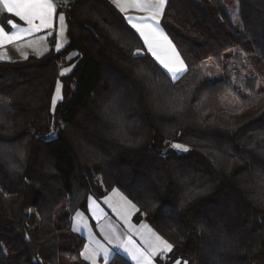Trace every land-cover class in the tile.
Returning <instances> with one entry per match:
<instances>
[{
  "label": "trees",
  "instance_id": "16d2710c",
  "mask_svg": "<svg viewBox=\"0 0 264 264\" xmlns=\"http://www.w3.org/2000/svg\"><path fill=\"white\" fill-rule=\"evenodd\" d=\"M73 4L61 51L0 61V264H91L73 217L115 188L173 244L166 264H264V0H238L241 30L226 0H170L178 80L110 0ZM175 143L189 151L163 157Z\"/></svg>",
  "mask_w": 264,
  "mask_h": 264
},
{
  "label": "snow or ice",
  "instance_id": "6c2138e0",
  "mask_svg": "<svg viewBox=\"0 0 264 264\" xmlns=\"http://www.w3.org/2000/svg\"><path fill=\"white\" fill-rule=\"evenodd\" d=\"M74 2V0H73ZM121 12H126L127 8L122 6V0H112ZM170 0H130V3L134 5L139 11L146 12L147 15L141 17H126L131 28L139 34L142 38L144 46L147 48L148 53L159 63L171 76L173 80L182 78L188 70V66L185 64L184 59L181 57L177 46L169 35L163 30L161 26V18L165 13L166 5ZM0 6L4 12L17 17L20 21L24 22L27 27H21L20 24L15 23L9 19L5 24H0V48H3L6 44H13L17 41L24 39L26 36H32L36 33H40L44 30H50L47 36L40 37L42 41H46L48 36L56 34V51H61L64 46L63 36L66 30L65 14L61 11L57 14V4L54 0H0ZM58 19V32L54 27V20ZM10 26V27H9ZM6 28L8 30H6ZM33 41H29L31 46ZM141 50L137 49V54H140ZM43 55V53H41ZM25 58H27L25 56ZM3 59V54H0V60ZM70 59V57H69ZM75 65L67 68H62L59 75L64 77L71 73ZM62 88L60 80H57L55 86V93L52 96L51 105L55 110L58 100H62ZM172 148L182 152H188L189 148L183 144H173ZM113 196H119L122 204L121 208H130L132 211L139 212L136 204L129 200L126 196H123L117 189H113ZM105 203H111V197L105 198ZM94 201L91 197L88 198V205L86 211L92 214L93 218L99 219L97 215L98 205L93 207ZM114 206V210H115ZM131 212L125 214L121 211V218L125 223H129V230L135 229L136 225H132L129 222ZM87 217L84 212L77 211L73 217L74 221H78L83 224L85 229L91 231L90 226L87 224ZM99 227V225H97ZM140 228L145 229L140 233L142 237V244L137 245L132 239L131 235H128L126 241H121L120 236H115L117 241L115 247L122 249L125 253L130 255L136 264H156L157 260L166 261L168 254L173 252V244L159 236L147 225L141 223ZM76 230V225H74ZM138 231V230H137ZM108 244H113V237L103 233ZM92 243L94 247H90L89 244L84 245V251L80 255L91 264H97V257L102 254V259L105 264H108L110 259V250L105 247L99 241L95 240L93 235ZM39 264V262H37ZM175 264H188L187 260L176 259Z\"/></svg>",
  "mask_w": 264,
  "mask_h": 264
},
{
  "label": "rangeland",
  "instance_id": "374dc122",
  "mask_svg": "<svg viewBox=\"0 0 264 264\" xmlns=\"http://www.w3.org/2000/svg\"><path fill=\"white\" fill-rule=\"evenodd\" d=\"M226 4H227V7H228L230 13L232 14L235 22H236L237 28L239 30H241L242 29V24H241V21H240V18H239L238 0H226ZM65 25H66V30H65L64 36L62 38L63 41H64L63 48L68 43V35H67L68 24H67V20L66 19H65ZM202 65H203L205 71L207 72L208 76L212 80L215 81V80H218V79L221 78V76L223 74L222 70L219 67V65L213 59H205V60H203L202 61ZM67 67H70V66L69 65L63 66L62 68H67ZM61 69H60V71H61ZM58 80H60L61 84L63 85L61 79H58ZM55 86H56V84H55ZM54 93H55V88H54L53 95H54ZM62 96L64 98L63 88H62ZM223 100H224L226 106L229 109H231V110H238L241 107L240 100L238 99V97L233 92L226 93L223 96ZM59 101H61V100H58V102ZM58 102H57V104H58ZM115 189H117V188H115ZM0 190H1V188H0ZM112 192H113V190L108 192V194L102 198V202L104 203L106 209H108L110 214H111L110 218H108L105 222H102V223H100L99 221H97L96 223L95 222L93 223L92 219L88 216L89 214H86L84 212L85 217L88 218L86 222L90 226L91 231H89L88 229H85L83 227L82 223H79L78 221H74V220H73V229H74V225H76V230L75 231L77 233L83 235L86 238V244H89L90 247H94L95 246V244L92 243V237L94 235L95 240L99 241L105 247L109 248V250H110V258L115 254V252H120V253H123L128 258H130L132 260V262L134 264H136V261L133 260L130 255L125 253L122 249H120L118 247H115V245L117 243V241L114 238L115 236L118 235V236H120L121 241H126L128 235H131L132 239L136 242V244L137 245H141L142 244V237H141L140 233L144 232L145 229L140 228V225H141V223H143V224L147 225L149 228H151L154 232H156L159 236H161L162 238H164V237L161 234H159V232L157 230H155L146 221L137 222L135 220V215H136L137 212L132 211L130 208H126V207L125 208H121L120 205L122 204V202L120 201V197L119 196H113ZM118 192L120 194H122L123 196H126L120 190H118ZM106 197H111V203L110 204L109 203H105V198ZM114 206H116L115 210H114ZM137 208H138V206H137ZM29 211H30V213H35V209L34 208L30 209ZM121 211H124L125 214L127 212H131L132 213L131 216L129 217V222L132 225H136L135 229H131V231L129 230V223H125V221L121 218V215H120ZM98 224H99V227H96ZM101 229H103V233L104 234H107V235L113 237V244H108L107 240L105 239V235L101 234ZM83 251H84V249L82 250V252ZM97 264H105V261L102 259V254L97 257ZM156 264H158L157 261H156Z\"/></svg>",
  "mask_w": 264,
  "mask_h": 264
},
{
  "label": "crops",
  "instance_id": "0c3cea01",
  "mask_svg": "<svg viewBox=\"0 0 264 264\" xmlns=\"http://www.w3.org/2000/svg\"><path fill=\"white\" fill-rule=\"evenodd\" d=\"M110 1L112 2V0H110ZM122 6L127 8L126 12H122L125 15V17L136 18V17H141V16L147 15L146 12L139 11L134 5H132L130 3V0H122ZM2 13H6V12H4L2 9V6H0V24H3L1 21ZM59 13L60 12L57 9V14H59ZM9 15H10L9 19L13 20L17 24H20L21 27H27V25H25L24 22L20 21L17 17H15L11 14H9ZM163 16H162V18H163ZM162 18H161V26H162L163 30L165 31V29L162 25ZM58 25H59L58 19L54 20V27L56 28L57 32H58ZM6 30H8V29L6 28ZM48 31H50V30H44V31H42L40 33H36L32 36H26L24 39L17 41L13 44H6L3 48H0V54H3V59L0 61H13V60H18V59H24L25 56L28 57L29 55L40 56L41 53L44 54L52 48L55 49V44H56V39H57L55 33H53L52 36H48L46 41H42L39 39L40 37L47 36ZM29 41H33L31 46H29V44H28ZM177 49H178V47H177ZM146 50H147V48H146ZM178 51H179V49H178ZM180 54H181V52H180ZM181 57L183 58L182 54H181ZM185 64H186V62H185ZM90 197L94 201L93 207L95 208L98 205L97 215L99 216V219L93 218L92 214L89 212H88V214H89L88 216L92 219L93 223L94 222L96 223L97 221H99L100 223L105 222L108 218L111 217L109 210L106 209V207L102 201L98 200L94 196H90Z\"/></svg>",
  "mask_w": 264,
  "mask_h": 264
},
{
  "label": "built area",
  "instance_id": "2783aa9c",
  "mask_svg": "<svg viewBox=\"0 0 264 264\" xmlns=\"http://www.w3.org/2000/svg\"><path fill=\"white\" fill-rule=\"evenodd\" d=\"M54 2L58 6V11H65L71 9L74 6L73 0H54Z\"/></svg>",
  "mask_w": 264,
  "mask_h": 264
},
{
  "label": "water",
  "instance_id": "95a60500",
  "mask_svg": "<svg viewBox=\"0 0 264 264\" xmlns=\"http://www.w3.org/2000/svg\"><path fill=\"white\" fill-rule=\"evenodd\" d=\"M182 153V151H178V150H175L172 148V145L169 146L167 149H165L163 152H162V156L163 157H167V156H174V155H180Z\"/></svg>",
  "mask_w": 264,
  "mask_h": 264
}]
</instances>
